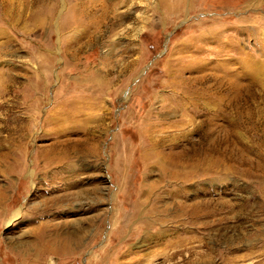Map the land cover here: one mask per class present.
Segmentation results:
<instances>
[{
	"label": "rangeland",
	"instance_id": "1",
	"mask_svg": "<svg viewBox=\"0 0 264 264\" xmlns=\"http://www.w3.org/2000/svg\"><path fill=\"white\" fill-rule=\"evenodd\" d=\"M0 264H264V0H0Z\"/></svg>",
	"mask_w": 264,
	"mask_h": 264
},
{
	"label": "bare ground",
	"instance_id": "2",
	"mask_svg": "<svg viewBox=\"0 0 264 264\" xmlns=\"http://www.w3.org/2000/svg\"><path fill=\"white\" fill-rule=\"evenodd\" d=\"M109 12H111V11H109ZM87 15V14H86ZM165 163V162H164ZM174 176V175H173Z\"/></svg>",
	"mask_w": 264,
	"mask_h": 264
}]
</instances>
